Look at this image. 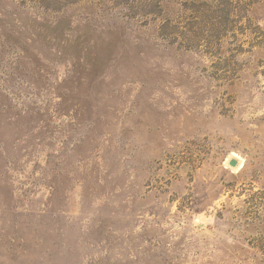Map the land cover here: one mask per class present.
I'll return each instance as SVG.
<instances>
[{"label":"rangeland","instance_id":"rangeland-1","mask_svg":"<svg viewBox=\"0 0 264 264\" xmlns=\"http://www.w3.org/2000/svg\"><path fill=\"white\" fill-rule=\"evenodd\" d=\"M0 264H264V0H0Z\"/></svg>","mask_w":264,"mask_h":264},{"label":"water","instance_id":"water-1","mask_svg":"<svg viewBox=\"0 0 264 264\" xmlns=\"http://www.w3.org/2000/svg\"><path fill=\"white\" fill-rule=\"evenodd\" d=\"M237 164H238V162H237L236 160H232V161H230V166H231V167H236Z\"/></svg>","mask_w":264,"mask_h":264}]
</instances>
